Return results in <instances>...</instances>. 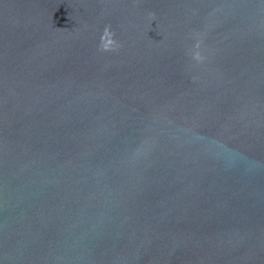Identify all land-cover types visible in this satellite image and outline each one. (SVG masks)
I'll use <instances>...</instances> for the list:
<instances>
[{"label": "water", "instance_id": "95a60500", "mask_svg": "<svg viewBox=\"0 0 264 264\" xmlns=\"http://www.w3.org/2000/svg\"><path fill=\"white\" fill-rule=\"evenodd\" d=\"M0 264H264V0H0Z\"/></svg>", "mask_w": 264, "mask_h": 264}]
</instances>
